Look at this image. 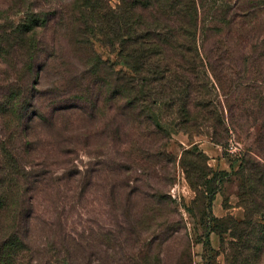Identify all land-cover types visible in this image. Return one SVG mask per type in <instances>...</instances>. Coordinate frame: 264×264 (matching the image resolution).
Listing matches in <instances>:
<instances>
[{"label":"trees","instance_id":"trees-1","mask_svg":"<svg viewBox=\"0 0 264 264\" xmlns=\"http://www.w3.org/2000/svg\"><path fill=\"white\" fill-rule=\"evenodd\" d=\"M221 2L119 0L113 6L111 0H0V79L4 78L0 80V264H74L85 234L64 231L62 214L56 220L43 218L40 199L48 191L54 193L51 181L59 189L71 185L68 193L80 204L90 199L95 171L75 168V160L80 151H93L99 133L104 137L100 146L118 160L113 170L106 168L107 179L117 178V195H132L127 194L128 180L123 181L130 173L123 164L132 165L128 159L134 155L176 163L163 146L165 140H170L174 128L198 120L192 105L195 109L204 105L200 99L207 83L201 81L200 35L236 36V2L234 6ZM209 19H214V26L206 24ZM96 42L118 48L126 69H117L101 56ZM57 63L66 68L62 83L43 88L42 80ZM38 127H45L49 131L45 135L55 142L41 147ZM148 168L158 170L155 177L160 174L155 164ZM192 168L196 176L188 171L189 181L195 189L203 188L207 208L212 209L220 190L217 182L226 173ZM61 169L62 176L55 178L54 172ZM259 185L255 183L252 191L264 199ZM111 189L104 188V198L110 197ZM154 197L171 213L177 212L171 193L156 189ZM261 198L260 202L254 198V210L259 212L264 211ZM41 221L54 231L44 240L37 233ZM252 224L249 221L247 229ZM110 225L99 227L106 254ZM123 226L124 222L114 225L121 249ZM250 235L235 237L239 242L233 244L229 264H258L264 233Z\"/></svg>","mask_w":264,"mask_h":264},{"label":"rangeland","instance_id":"rangeland-1","mask_svg":"<svg viewBox=\"0 0 264 264\" xmlns=\"http://www.w3.org/2000/svg\"><path fill=\"white\" fill-rule=\"evenodd\" d=\"M223 2L230 6L236 2V36L225 38L224 34L216 36L213 32L205 38L200 35V43L204 41L200 47L204 59L201 81L207 83L200 99L204 105L197 109L192 105L190 109L196 112L198 120L174 128L170 140H165L163 146L176 163L158 160L152 155H134L128 159L132 165L123 164L130 172L123 181L128 180L127 194L131 191L132 195H117V178L107 179L106 168L113 170L118 160L100 146L104 137L99 133L93 151H80L75 160V168L85 171L92 167L95 171L90 199L80 204L68 193L73 188L71 185L59 189L54 181H51L54 183L51 186L56 188L54 193L48 191L40 199L43 218L56 220L62 214L64 231L85 234L81 248L73 257L74 264H229L233 244L239 242L235 237L243 236L244 232L252 234V238L258 237L261 231L264 233V211L254 210V198L260 202L262 196L252 191L255 183L260 184L264 196V0ZM118 3L119 0H111L113 6ZM200 18L203 21V13ZM206 24L214 26V19ZM95 45L101 56L115 63L117 69H126L118 48L105 47L100 42ZM65 69L63 63H57L50 76L42 80L43 88L60 85ZM42 106L48 107L46 103ZM48 132L45 127L37 129L41 147L49 140H56L46 136ZM104 162L110 165L104 167ZM152 164L160 168L157 177L158 170L153 173L148 168ZM192 167L226 173L217 182L220 190L212 209L207 208L203 188L199 186L197 190L189 181L188 171L190 176H196L191 172ZM63 172V169L54 172L55 178ZM106 187L112 189L110 197L107 194L104 198ZM156 189L173 195L177 212L171 213L169 207L157 203ZM61 201L65 208L60 205ZM263 201L261 208L264 209ZM124 206L128 208L120 215ZM249 221L253 224L247 229ZM116 222H124L123 249L118 245ZM107 223L111 224L107 228L112 233L106 254L100 245L99 227ZM167 226L175 231L170 232ZM52 232L53 228L43 227L40 222L37 233L41 240ZM262 246L258 264H264V239Z\"/></svg>","mask_w":264,"mask_h":264}]
</instances>
